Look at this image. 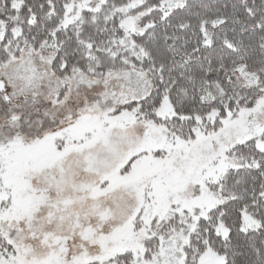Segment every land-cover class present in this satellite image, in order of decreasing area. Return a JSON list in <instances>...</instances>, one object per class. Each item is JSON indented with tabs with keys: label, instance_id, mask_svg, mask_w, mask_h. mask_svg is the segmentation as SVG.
Instances as JSON below:
<instances>
[{
	"label": "snow or ice",
	"instance_id": "6c2138e0",
	"mask_svg": "<svg viewBox=\"0 0 264 264\" xmlns=\"http://www.w3.org/2000/svg\"><path fill=\"white\" fill-rule=\"evenodd\" d=\"M0 264H264V0H0Z\"/></svg>",
	"mask_w": 264,
	"mask_h": 264
}]
</instances>
